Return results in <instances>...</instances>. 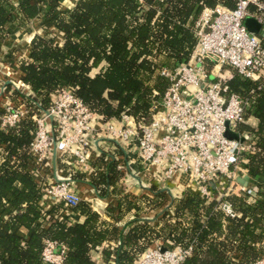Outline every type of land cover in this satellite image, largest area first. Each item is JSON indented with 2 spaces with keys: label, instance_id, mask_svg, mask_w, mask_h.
<instances>
[{
  "label": "trees",
  "instance_id": "obj_1",
  "mask_svg": "<svg viewBox=\"0 0 264 264\" xmlns=\"http://www.w3.org/2000/svg\"><path fill=\"white\" fill-rule=\"evenodd\" d=\"M219 2L236 6V0H78L66 10L61 0H0V48L12 27L34 18H55L56 31L35 35L30 59L19 66L21 79L33 92L22 95L27 105L38 102L47 108L53 93L73 87L106 120L127 113L150 123L154 102L162 99L170 85L161 70L174 71L189 61L197 42L196 21L204 7ZM250 10L257 8L252 5ZM228 85L250 100L246 118L258 119L256 127L242 123L240 130L250 135L254 148L246 153L249 174L264 180V79L234 72ZM4 113L1 107L0 264H47L42 259L46 239L66 245L64 264H97L90 250L105 239L120 242L113 251L104 250L107 264H134L159 237L169 247L193 244V254L183 264H253L264 254V181L251 201L246 191L225 198L240 213L235 217L226 216L217 199L206 202L199 192L189 189L184 197L172 199L174 220L159 228L139 223L137 218L129 222L127 232L115 226L100 228L99 213L85 200L71 207L85 216L84 221H72L67 208L59 204L45 210L30 149L36 123L29 115L4 128ZM121 155L120 162H124ZM118 162L104 160L102 171L90 176L100 196L107 195L109 186L122 177ZM76 177L85 180L83 173ZM151 189L160 199L166 198L156 183ZM126 206L133 205L128 201ZM45 214L46 224L42 221ZM112 253L114 263L110 262Z\"/></svg>",
  "mask_w": 264,
  "mask_h": 264
},
{
  "label": "built area",
  "instance_id": "obj_2",
  "mask_svg": "<svg viewBox=\"0 0 264 264\" xmlns=\"http://www.w3.org/2000/svg\"><path fill=\"white\" fill-rule=\"evenodd\" d=\"M252 5L256 11L250 10ZM247 16H254L264 26L262 0H236L235 7L223 2L204 7L196 21L197 42L189 61L179 64L174 71L161 70V74L169 77L170 85L162 99L154 102L150 123L137 121L127 113L120 119L106 120L86 105L73 87L53 93L47 108L38 102L29 106L22 97L19 106H0L5 108L1 116L4 128L15 126L29 115L36 123L30 149L44 209L59 204L67 208L66 214L72 221L77 220L79 214L71 210L82 200L76 175L83 173L89 181L103 166L94 163L92 152H98L100 157L105 153V160L123 158L99 149L100 141L108 140L113 142L112 150L121 148L125 155L127 161H122L119 167L132 166L137 175L149 173L164 183L188 174L191 190L199 192L206 202L217 199L218 208L226 216H239L235 206L225 198L246 191L253 200L259 184L250 182L244 186L237 178H252L246 153L254 148L246 141L227 138L225 124L228 121L232 130L249 135L240 126L247 121L250 100L230 90L228 81L234 73L227 76L214 73L209 63L219 70L228 66L246 78L264 79L262 37L248 30ZM14 85L24 97L33 95L24 81ZM102 119L106 121L98 127L97 121ZM60 162L67 164L66 169L59 167ZM47 217L45 214L42 219L44 224ZM193 251V244L169 247L156 242L141 252L134 264H183ZM66 253L63 242L46 239L42 259L47 264H64ZM100 253L101 246L90 250L94 261ZM114 256L112 253V261ZM253 264H264V254Z\"/></svg>",
  "mask_w": 264,
  "mask_h": 264
},
{
  "label": "crops",
  "instance_id": "obj_3",
  "mask_svg": "<svg viewBox=\"0 0 264 264\" xmlns=\"http://www.w3.org/2000/svg\"><path fill=\"white\" fill-rule=\"evenodd\" d=\"M78 0H61L62 7L66 10L72 9ZM208 7V6H206ZM56 20L55 18L43 19L34 18L30 22L21 26L12 27L11 33L7 35L0 48V106L9 104L20 105L22 103L21 90L15 88L14 83L23 81L21 79V69L19 68L22 61L30 59L32 40L37 34H43L46 32H55ZM104 65V64H103ZM98 69H95L96 73ZM228 73V71H227ZM225 76L230 74H225ZM6 89L3 90L2 87ZM23 99V98H22ZM106 120H98L97 126L99 127ZM252 127L258 125V119L254 116H250L246 121ZM249 136V135H248ZM250 140V137H248ZM105 145L103 142H105ZM248 142V140H246ZM99 149L102 151H112L114 154L122 157L121 148L118 150L113 149V142L108 140H101ZM124 154V153H123ZM92 158L94 163L98 166H104L105 153L99 156V153L92 152ZM118 162V169L123 171V175L116 185H110L108 188V194L100 196L97 189L86 179L79 180L77 182V189L82 200H85L92 209L99 213L102 224L100 228L117 227L119 231L127 232L130 229L129 222L133 219H139V223H146L151 227L159 228L165 224L166 221L174 220L172 199L182 198L186 194V191L190 189V175L181 174L173 177L167 182L157 181L152 174L145 173L137 175L136 172L130 166L128 169L119 167L121 164L120 159H115ZM124 155V162H125ZM127 161V160H126ZM102 166V169H103ZM132 167V168H131ZM101 169V171H102ZM264 180L261 178L249 179L248 184L260 183ZM156 183L157 189L165 192V197L160 199L157 192L151 189V185ZM241 192V191H240ZM128 197L129 200L125 198ZM132 200V201H130ZM132 203V207L127 209V202ZM251 201V200H250ZM77 220L84 221V215H78ZM168 243H172L170 239L165 240ZM163 242L159 237L154 241ZM120 244L118 239H105L95 246L102 247V253L94 257L97 264H107L103 257L104 250L115 248ZM114 250V249H113ZM112 250V251H113ZM110 262L114 263L110 260Z\"/></svg>",
  "mask_w": 264,
  "mask_h": 264
},
{
  "label": "water",
  "instance_id": "obj_4",
  "mask_svg": "<svg viewBox=\"0 0 264 264\" xmlns=\"http://www.w3.org/2000/svg\"><path fill=\"white\" fill-rule=\"evenodd\" d=\"M245 25L248 28V30L252 33L258 34L261 37H264V26L263 24L254 16H247L245 19ZM226 130H225V136L229 139L239 140L241 142H245L248 140L247 134H241L238 131H234L230 128V124L227 121L226 122ZM249 176L244 177H238L237 181L244 186H247L249 181ZM166 247H163V250H165Z\"/></svg>",
  "mask_w": 264,
  "mask_h": 264
},
{
  "label": "rangeland",
  "instance_id": "obj_5",
  "mask_svg": "<svg viewBox=\"0 0 264 264\" xmlns=\"http://www.w3.org/2000/svg\"><path fill=\"white\" fill-rule=\"evenodd\" d=\"M209 68H210V70H212V72H214V73H222V74H231V73H234V70L232 69V68H230V67H228V66H223V67H221V69L219 70V68H215L214 67V64L213 63H209ZM227 71H228V73H227ZM95 72V70L93 71V73ZM14 105V104H13ZM17 106H19V105H17ZM250 137V136H249ZM248 144H250L249 143V139H248V142H247ZM66 159V158H65ZM66 166H67V164L66 163H59V167H63V168H65L66 169ZM69 166H72V165H69Z\"/></svg>",
  "mask_w": 264,
  "mask_h": 264
}]
</instances>
